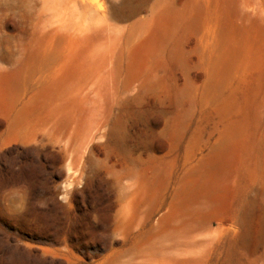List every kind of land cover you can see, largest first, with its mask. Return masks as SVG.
Wrapping results in <instances>:
<instances>
[{
	"label": "rangeland",
	"instance_id": "374dc122",
	"mask_svg": "<svg viewBox=\"0 0 264 264\" xmlns=\"http://www.w3.org/2000/svg\"><path fill=\"white\" fill-rule=\"evenodd\" d=\"M0 264H264V0H0Z\"/></svg>",
	"mask_w": 264,
	"mask_h": 264
}]
</instances>
